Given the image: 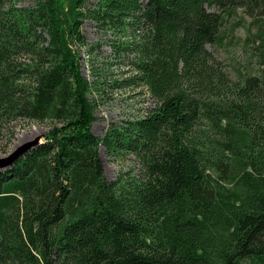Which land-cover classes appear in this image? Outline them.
Masks as SVG:
<instances>
[{"label":"trees","instance_id":"obj_1","mask_svg":"<svg viewBox=\"0 0 264 264\" xmlns=\"http://www.w3.org/2000/svg\"><path fill=\"white\" fill-rule=\"evenodd\" d=\"M65 3L0 0V139L48 121L0 171V264H264V0ZM245 17L258 67L231 78L207 46ZM85 20L119 35L112 57L154 102L101 137ZM100 146L138 168L108 179Z\"/></svg>","mask_w":264,"mask_h":264},{"label":"rangeland","instance_id":"obj_2","mask_svg":"<svg viewBox=\"0 0 264 264\" xmlns=\"http://www.w3.org/2000/svg\"><path fill=\"white\" fill-rule=\"evenodd\" d=\"M11 1L17 7L26 8L33 7L36 3V0ZM56 5L58 9H63L66 6L65 0H56ZM240 21L243 22V26L236 27L232 34L226 29L218 45L207 46L231 78H234V73L238 69L254 72L258 67L260 50L256 47L259 39L254 36H251V39L246 38L247 33L252 35L258 31L257 25L253 24L249 17ZM82 23L81 30L88 45L79 49L81 71L91 84L88 97L94 106L95 117L91 129L95 135L101 137L111 124L144 115L154 106V102L141 86L128 85L132 72L127 58L112 57L107 43L109 40H118L119 35L112 32H99L89 20ZM47 129L48 121L15 122L11 130L3 131L0 139V157L6 156L16 146L37 135L43 140ZM99 155L104 174L108 179L115 178L120 171L126 170L129 166L138 168L132 156L119 159L106 153L102 146L99 148Z\"/></svg>","mask_w":264,"mask_h":264},{"label":"water","instance_id":"obj_3","mask_svg":"<svg viewBox=\"0 0 264 264\" xmlns=\"http://www.w3.org/2000/svg\"><path fill=\"white\" fill-rule=\"evenodd\" d=\"M41 142V136L37 135L36 137L16 146L15 149L6 156L0 157V171L10 168L19 157L25 155L26 152L30 151Z\"/></svg>","mask_w":264,"mask_h":264}]
</instances>
